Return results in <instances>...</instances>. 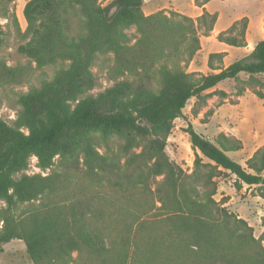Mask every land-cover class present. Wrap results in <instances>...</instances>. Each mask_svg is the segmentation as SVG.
<instances>
[{
    "label": "trees",
    "instance_id": "16d2710c",
    "mask_svg": "<svg viewBox=\"0 0 264 264\" xmlns=\"http://www.w3.org/2000/svg\"><path fill=\"white\" fill-rule=\"evenodd\" d=\"M103 1L29 0L22 30L16 0H0V91L57 68L19 96L11 125L0 120V251L20 240L32 264H264V230L255 238L227 197L215 199L229 175L236 190L264 187V146L242 166L227 155L243 150L240 140L188 127L192 170L166 153L190 99L197 116L226 97L213 90L220 83L264 78V39L227 67L224 52L210 53L208 74L188 72L218 18L204 9L211 0H193L195 18ZM247 27L243 17L216 40L246 47ZM11 47L27 62L9 65ZM108 55L114 83L93 94V68ZM254 96L264 107V92ZM32 157L46 175L25 173Z\"/></svg>",
    "mask_w": 264,
    "mask_h": 264
},
{
    "label": "rangeland",
    "instance_id": "374dc122",
    "mask_svg": "<svg viewBox=\"0 0 264 264\" xmlns=\"http://www.w3.org/2000/svg\"><path fill=\"white\" fill-rule=\"evenodd\" d=\"M107 1L104 0L103 4ZM206 6V11L217 14L216 27L218 29H226L234 21L243 17L248 18L251 25L249 35L248 31H246L245 35L246 39L249 40V43L247 41V46L252 44L250 41L252 38L255 42L264 39V0H211ZM142 9L146 15L156 12H164L169 15L174 12L195 18L200 14V10L194 5L193 0H143ZM127 32L134 34L135 29L130 28ZM200 40L202 41L203 51L198 52L194 57L193 69H196L201 74H208L206 56L210 53L221 51L224 45L216 42L212 37L207 39L201 37ZM2 54L6 56L9 65L27 62L13 47L3 49ZM229 55L230 57L226 60L227 63H233L240 59V52L231 51ZM189 65L187 71L190 70ZM112 67L111 55H108L105 59H100L99 63L93 68L96 85L91 93H100L113 85ZM56 69V67L51 66L43 68L41 71H35L27 84L13 88L6 87L1 90L0 120L11 125L20 110L18 105L19 96L30 89L39 88L43 79L52 77ZM246 78L247 75L242 74L240 79L235 82L226 81L216 86L213 90L224 92L226 97H221L220 95L212 97L208 101L207 106L197 116H192L190 113L195 100L190 99L188 101L186 108L183 110V117L175 121L174 131L166 148V153L171 161L182 162L183 168L187 172L192 170L194 152L186 133L188 127H192L210 140H213L220 133L240 140L243 144V150L241 152L228 153L227 155L242 166L256 148L264 146V107L260 100L254 96L255 91L264 92V78L252 79L250 82L243 81ZM209 111L212 112V115L206 117L204 114ZM112 142L115 147L119 141L113 138ZM55 162H58V157H56ZM36 163V159L32 157L25 173L29 175L39 173L46 175L49 172L48 170L43 172L38 169ZM234 181L235 177L232 175L221 180L215 199L219 201L222 197H227L228 200L225 204L227 210L245 220L252 228L254 237L258 238L264 230L262 227V220L264 219V187L242 185L239 190H236ZM3 206L4 203L0 201V207ZM24 208L25 205L18 206L17 213ZM147 216L150 217L151 215ZM0 264L32 263L24 243L20 240H11L1 245Z\"/></svg>",
    "mask_w": 264,
    "mask_h": 264
},
{
    "label": "crops",
    "instance_id": "0c3cea01",
    "mask_svg": "<svg viewBox=\"0 0 264 264\" xmlns=\"http://www.w3.org/2000/svg\"><path fill=\"white\" fill-rule=\"evenodd\" d=\"M29 0H16V9H15V13H16V16H17V19H18V22H19V25H20V27H22L21 29L22 30H24L25 29V27H26V22H25V19H24V17H23V9H24V5L28 2ZM19 3V4H18ZM17 5H18V8H17ZM206 5L204 6V9H206ZM199 10H200V14L202 13V8H198ZM200 14H198V16L200 15ZM217 21H218V18H217ZM217 21H216V23H217ZM237 21V20H236ZM235 22V21H234ZM1 23H3V22H1ZM232 24V23H231ZM250 25H251V22L250 21H248V27H247V30L246 31H248V35H249V32H250ZM229 27V26H228ZM227 27V28H228ZM226 28V29H227ZM226 29H218L217 27H216V24H215V26H214V29H213V31L211 32V34H210V36H208V37H204V38H209V37H212L213 39H215L216 40V37H217V35L221 32V31H224V30H226ZM262 39V38H261ZM247 41H248V43H249V40L248 39H246V43H247ZM251 42H252V44H248V46L246 45V47H243V48H234V47H230V46H227V45H225V44H223V43H220V44H223L224 46H222V49H221V51H218V52H215V53H219V52H224L225 53V57H224V59H223V65H224V67H227L228 65H230L231 63H227L226 62V60H227V58L228 57H230V53H231V51H234V52H240V59L241 58H243V57H245L246 55H248L252 50H253V48L255 47V45L259 42H255V41H253V38L250 40ZM261 41V40H260ZM200 42H201V49H200V51L199 52H201V51H203V47H202V41L200 40ZM216 42H218L217 40H216ZM209 55V54H208ZM208 55L206 56V63H207V57H208ZM240 59H238V60H240ZM235 60V59H234ZM235 62V61H234ZM195 63V59H193L191 62H190V65H189V71L188 72H197V70L196 69H193V64ZM240 75H242V74H240ZM240 77V76H239ZM261 102V101H260ZM262 103V102H261Z\"/></svg>",
    "mask_w": 264,
    "mask_h": 264
}]
</instances>
